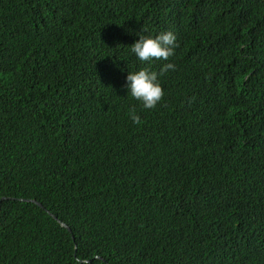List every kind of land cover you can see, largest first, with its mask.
I'll list each match as a JSON object with an SVG mask.
<instances>
[{"label":"trees","instance_id":"1","mask_svg":"<svg viewBox=\"0 0 264 264\" xmlns=\"http://www.w3.org/2000/svg\"><path fill=\"white\" fill-rule=\"evenodd\" d=\"M0 264H264V0H0Z\"/></svg>","mask_w":264,"mask_h":264},{"label":"clouds","instance_id":"2","mask_svg":"<svg viewBox=\"0 0 264 264\" xmlns=\"http://www.w3.org/2000/svg\"><path fill=\"white\" fill-rule=\"evenodd\" d=\"M177 47L179 45L175 33L167 31L154 38L140 35L138 41L131 46V51L141 62L168 61ZM168 70H175L172 63L164 64L159 74L152 71L150 67H144L135 73H128L126 77L128 92L135 100L141 102L144 109H154L163 99L164 91L158 75H163ZM129 116L134 124L143 123L134 107L130 108Z\"/></svg>","mask_w":264,"mask_h":264},{"label":"water","instance_id":"3","mask_svg":"<svg viewBox=\"0 0 264 264\" xmlns=\"http://www.w3.org/2000/svg\"><path fill=\"white\" fill-rule=\"evenodd\" d=\"M31 202L34 204H38L39 206H42L40 203H37L36 200H34V199H32Z\"/></svg>","mask_w":264,"mask_h":264}]
</instances>
